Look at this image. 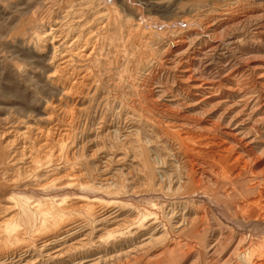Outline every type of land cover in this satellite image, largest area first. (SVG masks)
Instances as JSON below:
<instances>
[{"label":"rangeland","instance_id":"obj_1","mask_svg":"<svg viewBox=\"0 0 264 264\" xmlns=\"http://www.w3.org/2000/svg\"><path fill=\"white\" fill-rule=\"evenodd\" d=\"M43 1L0 0V254L8 255L11 251L20 253L25 248L28 250L31 248L30 254L23 256L22 263L32 261L36 258L33 255L38 254V248L40 249L45 239L43 237L47 233H58L60 234L57 236L59 242L56 240L48 246L47 252L44 253L45 257L43 256L44 260L47 259V253L59 248L61 243L65 245L89 235L88 244H91L82 250L84 253L78 254L65 264H130L131 262V264H154L153 262L161 253L172 248H177L179 251V258L175 264H252L251 262L264 252L262 248L264 247V222H248L246 215L249 211L245 212L246 215L243 211L237 212L235 205L245 200L256 199L260 190L264 195V100L258 98L257 94L260 89H264L260 87L264 86V0H101V4L96 5L97 8H94V4L87 3L86 6H92L91 10L89 9V15L101 10V13L105 14L104 22H108L105 33L94 38L97 43L101 41L102 44V50L98 56L99 64L97 62L95 71H92L95 77L93 76L91 80L94 87L90 94L97 89L98 95L94 104L88 101V96L75 95V97L64 98V95L60 93V87L52 84L48 77L54 70L48 64V56L52 52L50 46L41 48L36 43L35 33L32 36L35 31L44 32L45 28L47 30L50 28L48 20L46 21L48 14L54 15V21L63 22L60 29L67 32L70 21L76 18L80 0ZM96 3H98L97 0ZM229 5L242 7L241 16L246 15V20L243 17L240 19L241 23H232V25L216 22L220 18L218 12H222ZM186 20L192 22L186 25ZM138 21L151 22V32L154 30H156L154 32H160L161 38L169 33L187 32L188 35L181 48L176 50L169 49L166 42L159 43L160 45L153 42L151 56L147 58V61L145 60L148 64L143 68H135V61L132 62L133 56L130 55L128 59L131 71L129 72H133V77L127 84H121L118 75L122 69L120 64L125 59V54L124 41L119 38L118 33H120V26L124 27L126 44L131 43L128 45L131 47L129 50L136 52L138 47L135 44L133 46V43L137 38L132 37L130 30L137 27L135 23ZM182 21L183 23H180ZM207 21H210V24L215 22L205 33L206 35L197 32V24L207 23ZM169 22L171 25L167 24ZM71 34L70 37L77 35L76 32ZM210 34L213 35L212 38ZM179 61L184 62V65H191L188 66L192 70L196 68L197 74L202 78L219 83L216 91L219 94L208 103L202 104H196L192 101L194 100L192 97H185L179 86L181 85L180 70L175 69ZM172 70H176V75ZM249 72H251L250 75ZM228 85V88L246 87L245 93H248L242 98L248 97L247 103L237 97V94H229L226 89ZM80 97H82L81 100ZM72 100L74 103L71 104ZM74 104H76L75 107ZM89 105L92 106L88 108ZM81 107L90 110L88 111L90 120L74 121L75 123L68 124V120L63 119L64 111L62 110L72 108L74 112L80 113ZM102 112H107L103 122L100 115ZM51 113L53 117L50 116V118ZM57 118L58 120L53 123L54 127L58 126L56 132L63 134L65 129L69 128L70 135L64 136V141L56 142V147L54 145V150L50 151L51 154L44 151L45 149H38L36 145L46 137L44 135H42L44 138L37 137L33 142L34 149L31 156L40 151L41 155L33 159L32 163V159L28 157L30 156L28 149V153L19 159L23 142H31L29 138L23 139V134L35 136L38 129L44 133L51 126L52 120ZM215 123L219 124V130L208 131L207 129ZM204 133L210 136L209 139L211 138L212 141L215 140L211 135L215 133L224 136L230 142L234 141L233 143L237 145L230 151L231 155L247 149L251 159L246 161V171L236 182H221L225 185L218 186L216 183L215 185L206 183V179L201 178L197 173L190 172L191 164L187 163V158L195 159L196 162L210 155L205 158V161L209 162L215 155L211 153L196 155V152L192 151L187 152L189 155H185L183 151L187 150L186 147L204 149L200 144L203 142L205 144V140H199L197 143L196 139L181 138L187 134L202 137L205 136ZM28 145L27 143L26 146ZM83 145L82 154L75 155L73 158V151ZM215 148L217 146L213 149ZM67 154L70 160L66 158ZM67 161L70 163H66ZM72 161H75L74 164ZM241 163L242 160L238 164ZM238 164L235 169L239 167ZM214 166L216 169L215 164ZM28 168L38 172L31 174ZM26 169L28 172H24ZM73 174L75 175L72 177ZM191 176H193L192 180H190ZM162 178L172 179L171 186L168 187ZM72 179L75 184L68 186ZM161 182L162 184L159 185ZM178 184L181 189L177 188ZM194 189L198 191L197 195L193 197V200H187L186 193ZM80 197L82 200L79 199ZM84 198L86 203L90 202L89 205L93 206L87 215L81 213L76 207L85 202ZM170 203L178 207L176 211L179 213L173 218L170 217ZM23 208L38 209L49 218L52 216L59 218L61 215L60 225L57 224L59 227L50 225L51 228L47 229L51 232L40 228L38 229L41 232L37 228L30 230L21 216ZM59 209H63L64 214L58 212ZM66 210L71 211L66 212ZM14 213L18 215V219L15 218ZM200 214L204 215V218H197L198 222H204L203 229L208 226L210 233L206 241L207 249L203 252L198 246V229L187 233V230L182 228L183 222H180L183 218L194 219V215ZM130 217L132 219L120 229L121 231L113 235L106 233L117 225L118 220ZM69 222L74 223V231L62 233L63 229L60 227ZM43 230L47 233L44 234ZM24 234H26L25 237ZM127 234H130V237ZM162 234V239L151 241V236L156 238ZM224 236L225 238L228 236V243L221 252H215L214 249L219 243L218 238L223 240ZM251 236L256 242L249 246ZM23 241L24 243H21ZM190 241L193 242V248L186 247ZM15 243L18 244L15 245ZM144 244L147 247L142 246L143 249H138L130 257L126 255L127 258L123 257L125 251L137 249ZM252 247L261 252L259 254L258 251L256 253L253 250V252ZM229 256L233 259L228 258ZM12 258L13 256H10L7 261ZM227 259L230 261L228 262Z\"/></svg>","mask_w":264,"mask_h":264},{"label":"bare ground","instance_id":"obj_2","mask_svg":"<svg viewBox=\"0 0 264 264\" xmlns=\"http://www.w3.org/2000/svg\"><path fill=\"white\" fill-rule=\"evenodd\" d=\"M50 1V0H49ZM57 1V0H56ZM76 1V0H73V2ZM78 1V0H77ZM98 3H96V0H88L87 2L84 1V0H80L79 1V9H77V13L75 15L76 18L72 19L68 25V28L69 30L67 32H65L64 30L60 29L61 26H63V22L60 23L58 22V20H53L54 19V15L52 16L50 14H48V16L46 17V21L48 20L49 24L48 26H50V28H48V30L45 28L44 32H33V35L34 36V33H35V36H36V43L42 48V46H44L45 48L46 47H49L50 46V50H52L51 54H49L50 56H48V64L49 66H52L53 67V71L50 73V75L48 76L49 79H50V82L54 85L59 86L60 87V93L64 95V98L66 99V97L68 96H74L75 95H82V96H88L89 100L88 101H92L93 104L94 102L97 100V89H94L93 93H91V89H93L94 85H93V81L92 80V77L95 75H93L92 71L94 70L95 68V65L97 64L98 62V56H99V52L102 50V44H101V41H95V37L101 35L102 33H105L104 30L107 28V25H108V22H104L106 19H105V14L104 13H101L102 11L101 10H97L95 12H93L92 14H88V12L91 10L90 8H92V6H86L87 3H91V4H94V8H97V4H101V0H97ZM100 1V2H99ZM105 1V0H104ZM108 1V0H107ZM43 2H48V0H44ZM43 4V3H42ZM104 4V3H103ZM236 4V3H235ZM251 4V3H250ZM90 5V4H89ZM121 5V4H120ZM123 5V4H122ZM127 5V4H126ZM59 6V5H58ZM76 7V6H75ZM107 7V6H106ZM115 7V6H114ZM124 7V6H123ZM40 8V7H39ZM39 8H38V11H39ZM48 8V7H47ZM252 8V7H251ZM49 9V8H48ZM90 9V10H89ZM241 9L242 7L240 8L239 6L237 7L236 5L235 6H226L225 9H223L222 12H218L219 13V19H217L218 21L216 22H219L221 23L222 25L224 24H230L232 25V23H235V24H238V23H241L242 20H240L241 18L245 17V16H241ZM248 9V8H247ZM250 9V8H249ZM119 10V9H118ZM121 10V9H120ZM126 10V9H125ZM216 10V9H215ZM37 11V10H36ZM106 11V10H105ZM217 11H219L217 9ZM215 11V12H217ZM244 11V10H243ZM69 12V11H68ZM109 12V11H108ZM114 12V11H113ZM120 12V11H119ZM127 12V11H126ZM214 12V13H215ZM52 13V12H51ZM70 13V12H69ZM73 13V12H71ZM54 14V13H53ZM56 14V13H55ZM108 14V13H107ZM217 14V13H216ZM58 15V14H57ZM72 15V14H71ZM125 15V14H124ZM249 15V14H248ZM36 16V15H35ZM65 16H66V13H65ZM108 18V15H106ZM37 17V16H36ZM134 17V16H133ZM214 17V16H213ZM249 17V16H247ZM251 17V16H250ZM45 18V17H43ZM42 18V19H43ZM59 18V17H57ZM142 18V17H141ZM207 18V17H205ZM264 18V17H263ZM113 19V18H112ZM115 19V18H114ZM151 19V18H150ZM185 19V18H184ZM251 19V18H250ZM249 19V21H250ZM45 20V19H43ZM70 19H68L69 21ZM116 20V19H115ZM137 19H135L136 21ZM183 20V19H182ZM214 20V19H213ZM245 20H246V17H245ZM248 20V19H247ZM54 21V22H53ZM185 21V20H184ZM190 20H186V25L189 24ZM205 22V21H204ZM204 22H201V23H196L197 24V32H199L200 34H205L208 32L210 26H212V23L214 24V22H212L210 24V21H207V23H204ZM46 23V22H45ZM111 23V22H110ZM117 23V21H116ZM137 23V22H136ZM135 25H137L136 28L134 29H131L130 30V34H133L132 37H136L137 40L135 39L134 40V43H133V46L135 44V46L138 47L137 51L135 52L134 50H129V48H131L130 46L128 45H131L130 44H126L127 42L125 41V36H124V27L120 26V34L119 35V38H122L123 41H124V44H123V52L125 54V59L122 61V63L120 64V67L122 68L120 71H119V75H118V80L121 84H127L128 83V80L130 78L133 77V72H129L131 71V67L129 65V59L128 57L131 55L133 56V59H132V62L135 61V68H143L144 66H146V61H147V58H149L151 56V44L154 43H160V44H164V42L168 43V46H169V49H174L176 50L177 48H179L185 40V38L187 37L188 33L187 32H180L179 34L178 33H169L167 34L165 37L161 38V35H160V32H154L156 30H154L153 32H151V22L148 23V22H144V21H141ZM164 23V22H163ZM180 23H183L180 22ZM218 23V24H219ZM120 24L121 21H120ZM126 24V23H125ZM132 24V23H131ZM167 24H170L167 23ZM217 24V23H216ZM244 24H245V21H244ZM47 25V24H46ZM111 25V24H110ZM134 25V26H135ZM161 25V24H160ZM171 25V24H170ZM230 25V26H231ZM243 25V24H242ZM44 26V25H43ZM127 28H128V25H126ZM125 26V27H126ZM130 26V25H129ZM132 26V25H131ZM238 26V25H236ZM176 27V26H175ZM96 31H95V29ZM156 28V27H155ZM230 28V27H229ZM116 29V28H115ZM164 29V28H163ZM196 29V28H195ZM127 31V29H125ZM129 30V29H128ZM169 30V29H168ZM184 30V29H182ZM116 31V30H115ZM114 31V32H115ZM119 32V30H117ZM171 31V29H170ZM77 33V35L75 36H71L70 37V34L71 33ZM165 32V31H164ZM167 32V31H166ZM129 33V32H128ZM219 33V32H218ZM116 34V33H115ZM215 34V33H214ZM217 34V33H216ZM221 34V33H219ZM224 34V33H223ZM72 35V34H71ZM114 35V33H113ZM206 35V34H205ZM208 35V34H207ZM211 35V38H212V34ZM117 36V34H116ZM164 36V35H163ZM201 36V35H200ZM222 36V35H221ZM70 37V38H69ZM101 37V36H100ZM216 37V36H215ZM114 38V36L112 37ZM130 38V37H129ZM69 39H71V41L69 42ZM102 38H100L101 40ZM127 39V38H126ZM164 39V41L162 40ZM133 40V39H131ZM191 40V39H190ZM128 41V40H127ZM196 41V40H195ZM130 42V41H129ZM152 42V43H151ZM43 43V44H42ZM103 43V42H102ZM121 44V43H119ZM159 44V45H160ZM154 45V44H153ZM206 45V44H205ZM204 45V46H205ZM172 46L174 48H172ZM38 47V46H37ZM161 47V46H160ZM181 48V47H180ZM213 48V47H212ZM44 49V48H43ZM188 50V49H187ZM200 50V49H199ZM160 51V50H159ZM194 51V50H193ZM188 52V51H187ZM190 52V51H189ZM136 54V55H135ZM177 54V53H176ZM183 54V53H182ZM185 55V54H184ZM157 56V55H156ZM50 57V58H49ZM182 57V56H181ZM190 58V57H188ZM187 58V59H188ZM111 59V58H110ZM131 59V57H130ZM166 59V58H165ZM134 60V61H133ZM146 60V61H145ZM47 61V60H46ZM172 61V60H171ZM187 61V60H186ZM151 62V61H150ZM149 62V63H150ZM160 62V61H159ZM177 62V61H176ZM175 62V63H176ZM173 63V62H172ZM189 63V62H188ZM21 65V63H19ZM99 64V62H98ZM189 65V64H188ZM184 65V62L182 61H179L177 64H176V70H180V73L179 74V77H180V83L181 85L179 84L180 86V89L183 91V94L185 95V97H192L194 100L192 101H195L196 104H202L204 102L208 103V101L212 98H214L215 96H217L219 93H216L217 91V88H219V83L217 84L216 82H213V81H208L206 78H202L201 75L197 74L196 72V68L194 70H192L189 66L191 65ZM247 65V64H246ZM159 66V65H158ZM170 66V65H169ZM169 66H167V68H170ZM97 67V65H96ZM172 67V66H171ZM173 67H174V64H173ZM253 67V65H252ZM258 67V66H257ZM101 68V67H100ZM149 68V67H148ZM153 68V67H152ZM254 68V67H253ZM260 68V66L258 67ZM96 69V68H95ZM231 69V68H230ZM251 69V68H249ZM139 70V69H137ZM171 70V69H170ZM175 70V71H176ZM228 70V69H227ZM232 70V69H231ZM248 70V69H247ZM95 71V70H94ZM97 71V70H96ZM104 71V70H103ZM175 75H176V72L174 70H172ZM243 71V70H242ZM170 72V71H169ZM228 72V71H226ZM231 72V71H230ZM247 73V72H246ZM251 72H249V75H250ZM226 74V73H225ZM244 74V73H243ZM264 74V73H263ZM174 75V74H173ZM174 75V76H175ZM227 75V74H226ZM262 75V74H261ZM204 76V75H203ZM231 76V75H230ZM246 76V75H245ZM252 76V75H251ZM253 76H256V75H253ZM260 76V75H259ZM263 76V75H262ZM95 77V76H94ZM207 77V76H206ZM257 77V76H256ZM152 78V77H151ZM208 78V77H207ZM210 78V77H209ZM228 78H231V77H228ZM234 78V77H233ZM247 78V77H246ZM250 78V77H248ZM247 78V79H248ZM252 78V77H251ZM263 78V77H262ZM239 79V78H238ZM245 79V78H244ZM256 79V78H255ZM264 79V78H263ZM232 80V78H231ZM257 80V79H256ZM107 81V80H106ZM133 81V80H132ZM235 81V79L233 80ZM245 81V80H243ZM224 82V81H223ZM222 82V83H223ZM176 83V82H175ZM236 83V82H235ZM244 83V82H243ZM247 83V82H245ZM249 83V82H248ZM252 83V81H251ZM262 83V81H261ZM131 84V83H129ZM225 84V83H224ZM234 84V83H233ZM250 84V83H249ZM259 84V83H258ZM135 85V84H134ZM133 85V86H134ZM227 85V83H226ZM236 85V84H235ZM256 85V84H255ZM176 86V84H175ZM178 86V87H179ZM224 86V85H223ZM174 87V86H173ZM229 85L226 87L227 89V92H229V94H237V97H244L245 94V88L246 87H235V88H228ZM232 87V86H231ZM251 87V85H250ZM253 88L255 86H252ZM260 87H264V86H260ZM126 88V87H125ZM138 88V87H137ZM148 88V87H147ZM249 88V87H248ZM258 88V87H257ZM252 89V88H251ZM219 90V89H218ZM222 91V90H221ZM248 91V90H246ZM250 91V90H249ZM124 92V91H123ZM152 92V91H151ZM181 92V91H180ZM257 92V91H255ZM182 94V95H183ZM221 94V92H220ZM258 94V98H262L264 100V89L259 91ZM256 94V95H257ZM222 95V94H221ZM125 96V95H124ZM253 97V96H252ZM62 98V99H64ZM247 98L248 97H245V98H242V101L247 103ZM80 100L82 99V97L79 98ZM197 99V100H196ZM251 99V98H250ZM223 100V99H221ZM228 100V99H227ZM226 100V101H227ZM235 100V99H234ZM237 100V99H236ZM253 100V99H252ZM70 101V100H69ZM77 101V100H76ZM231 101V100H230ZM238 101L240 102L241 100H239L238 98ZM251 101V100H250ZM51 102V101H50ZM111 102V101H110ZM186 102V101H185ZM223 102V101H222ZM48 103V102H47ZM71 104L74 103V100H72L70 102ZM91 103V102H90ZM100 103V102H98ZM102 103V101H101ZM219 103V102H218ZM224 103V102H223ZM51 104V103H50ZM59 104V103H58ZM92 104V105H93ZM195 104V105H196ZM212 104V103H211ZM214 104V103H213ZM217 104V103H216ZM219 104H222V103H219ZM263 104V103H262ZM60 105V104H59ZM76 104H74V107H75ZM92 105H89L88 108ZM96 105V104H95ZM46 106V105H45ZM98 106V105H97ZM104 106L106 107V103L104 104ZM207 106V105H206ZM218 106V105H216ZM73 107V109H74ZM99 107V106H98ZM124 107V106H123ZM137 107V106H136ZM157 107V106H156ZM88 108H85V107H81L80 109V113H76L74 112L73 110L69 109V108H66L62 111H64L62 114H63V119L64 120H68V124L71 123V122H74V121H81V120H90L91 118L89 117V114L88 111ZM161 108V107H160ZM163 108V107H162ZM51 109V108H50ZM61 109V108H60ZM63 109V108H62ZM118 109V108H117ZM136 109V108H135ZM29 110V109H28ZM119 110V109H118ZM56 111V110H55ZM92 111V110H91ZM83 112V113H82ZM97 112V110H96ZM145 112V111H144ZM55 115V114H54ZM101 119L103 122L106 117H107V112H102L101 114ZM140 115V114H139ZM29 116V115H28ZM52 116L53 117V114L51 113L49 115V117ZM51 118V117H50ZM95 118V116L93 117ZM62 119V120H63ZM7 120V119H6ZM36 120V119H34ZM58 120L57 119H53L52 122L50 123L51 126L47 129V131H45L43 133L42 130L38 129L37 131V134H35V136H28V134L24 133L22 138L23 139H27L29 138L31 142H23V146L21 147L20 151H19V159L23 158L28 152L30 153V159H32V163L34 162L33 159H37V157L40 154V152L36 153V155L34 156H31L32 153H33V149H34V146H33V142L34 140L36 141V138L37 137H41L42 135H44L46 138L44 140H41L40 142H38L36 145H38V149H45L44 151L46 152H50L52 149L54 150V145L56 147V142L60 141H64L63 137L64 136H69L70 135V131H69V128L65 129L64 133L61 134V133H57L56 130L58 129L57 127H54L53 123ZM129 120V118H128ZM87 122V121H86ZM90 122V121H89ZM57 123V122H56ZM75 123V122H74ZM92 123V122H91ZM67 124V125H68ZM73 124V123H72ZM79 124V123H78ZM100 124V123H99ZM194 124V123H193ZM32 126V125H31ZM36 126V125H35ZM72 126V125H71ZM221 126V125H220ZM61 127V126H60ZM70 127V126H69ZM219 127V124L215 123V124H212V126H210V128L206 127V129L208 131H215L216 130H219L218 129ZM29 128V127H28ZM40 128V127H39ZM62 129V128H61ZM64 130V129H63ZM123 130V129H122ZM58 131V130H57ZM62 131V130H61ZM94 131V130H93ZM206 131V132H208ZM27 132V131H26ZM72 132V131H71ZM209 132V133H210ZM135 133V132H134ZM203 133V132H202ZM225 133V132H224ZM54 134H56L54 136ZM117 134V133H116ZM205 134V133H204ZM208 134V133H207ZM124 135V134H123ZM199 135V134H198ZM11 137V136H10ZM43 137V136H42ZM110 137V136H109ZM124 137V136H123ZM203 137V138H202ZM193 136L191 134H187L185 136H182L181 139L183 140H186V139H196L197 143L199 142V140H205V144L201 143L200 146L203 147L204 149H194V148H187V150L183 151V153L186 155H189L187 152L189 151H192V152H196V155L199 154V153H205V154H214L215 157H212V159L207 162L205 161V158H208V157H205V158H202L200 160H197L195 162V159H191V158H187V163L189 162V164H191L189 170L192 174H195L197 173V175H199L201 178L203 179H206L207 182L206 183H213L215 185L218 184V186H224L225 184H221V182L223 183H227L228 181L231 182V183H234L236 182L239 177L241 175H243L246 171V168H245V164L247 165L246 161L249 160L250 161V157H249V154L247 153V149H244L242 151H238L236 155H231L230 154V151L233 149V147L235 145H237L236 143H233L234 141L230 142L228 140H226V138L220 134H217L215 133L213 136L211 135L212 139L215 140V141H212L209 139L210 136ZM44 138V137H43ZM57 138V139H56ZM98 138V137H97ZM114 138V137H113ZM119 138V137H118ZM49 139H52L51 141H49ZM10 140V139H9ZM202 140V141H203ZM13 141H14V138H13ZM43 141V142H42ZM27 143L29 144L28 146ZM183 143V142H181ZM62 144V143H60ZM79 144V143H78ZM35 145V146H36ZM63 146V144H62ZM65 146V144H64ZM137 146V145H136ZM181 146V145H180ZM215 146H217V148L213 149ZM60 147V146H59ZM138 147V146H137ZM192 147V146H191ZM211 147L210 149L207 150V148ZM29 149V150H28ZM59 149V148H58ZM63 149V148H62ZM84 149V145L83 146H80L77 148L76 151H73V158L75 157V155H81L82 154V151ZM207 151H206V150ZM28 150V152H27ZM70 150V149H69ZM57 151V150H56ZM62 152H64L63 150H61ZM155 151V150H154ZM54 152V151H53ZM61 152V153H62ZM138 152V151H137ZM191 152V153H192ZM52 152H50L51 154ZM35 154V153H34ZM44 154H47L44 152ZM182 154V153H181ZM13 155V154H12ZM58 155V154H57ZM133 155V154H132ZM244 155L246 157H244ZM47 156V155H45ZM53 156V155H52ZM56 156V154H55ZM64 156V155H63ZM194 156V155H193ZM203 156V155H202ZM206 156V155H205ZM186 157V156H185ZM42 158V157H41ZM55 158V157H54ZM60 158V157H59ZM63 158V157H62ZM68 160H70V158L68 157V154H67V157H66ZM123 158V157H122ZM199 158V157H198ZM211 158V157H210ZM209 158V159H210ZM250 158V159H249ZM44 159V158H43ZM76 159V158H75ZM118 159V158H117ZM161 159V158H160ZM204 159V160H203ZM39 160V159H38ZM62 160V159H60ZM242 160V163L239 165V161ZM76 161V160H75ZM75 161H72V164H74ZM38 162V161H37ZM57 162V161H56ZM55 162V163H56ZM106 162V161H105ZM116 162V161H115ZM161 162V161H160ZM165 162V161H164ZM211 162V163H210ZM66 163H70V162H66ZM102 163V162H101ZM40 166H41V163H39ZM59 164V163H58ZM162 164V163H161ZM180 164V163H179ZM214 164L216 165V169H215V166ZM237 164L239 165V167L237 169H235V167L237 166ZM26 165V164H25ZM35 165V164H34ZM37 165V163H36ZM107 165V164H106ZM164 165V163H163ZM193 165H197L198 167H194ZM219 165V166H217ZM23 166V165H22ZM186 166V165H185ZM214 166V167H213ZM107 167V166H106ZM219 167V169H218ZM27 168V167H25ZM38 168V167H37ZM248 168V167H247ZM39 169V168H38ZM104 169V168H103ZM179 169V168H178ZM29 171H31V174L32 173H37L38 171L37 170H30L28 168ZM86 170V169H85ZM186 170V169H185ZM62 171V170H61ZM93 171V170H92ZM24 172H28L27 169L26 171ZM63 172V171H62ZM188 172V171H187ZM221 172V174H219ZM167 174V173H166ZM189 173H187L188 175ZM18 175V174H17ZM34 175V174H33ZM32 175V176H33ZM38 175V174H37ZM58 175V174H57ZM62 175V174H61ZM75 174L72 175V177L74 176ZM186 175V174H185ZM168 176V175H167ZM250 176V175H249ZM30 177V176H29ZM159 177V176H158ZM164 177V176H163ZM218 177H222V178H218ZM59 178V177H58ZM167 178V177H166ZM163 179L166 184L168 185V187L171 186V183H172V179L170 180V178L167 180V179ZM172 178V177H171ZM177 178V177H176ZM98 179V178H97ZM193 179V176H191V179ZM55 181V179H53ZM73 181H71L70 183H68V186H72L74 183V179H72ZM176 180V179H175ZM187 180V179H186ZM262 180V179H260ZM14 181V180H13ZM52 181V180H51ZM98 182V181H97ZM186 182V181H185ZM107 183V182H105ZM187 183V182H186ZM49 184V183H48ZM63 184V183H62ZM161 183H159V185H161ZM176 184V183H175ZM198 184V183H197ZM220 184V185H219ZM255 184V183H254ZM259 184V183H258ZM46 185V184H45ZM170 185V186H169ZM182 185V184H181ZM43 186V185H42ZM87 186V185H86ZM89 186V185H88ZM91 186V185H90ZM89 186V187H90ZM105 186V185H104ZM139 186V185H138ZM217 186V185H216ZM10 187V186H9ZM94 187V186H93ZM92 187V188H93ZM160 187V186H159ZM177 187V186H176ZM135 188V187H134ZM178 189H181L180 185L178 184ZM176 188V189H177ZM89 189V188H88ZM231 189V188H230ZM169 190V189H168ZM183 191V190H182ZM262 190H260L258 193V197H256V199L254 200H245V201H242L241 203H238L235 205V208H236V211L237 212H242L245 214L246 211H249L248 212V215L247 216V221L248 222H256V223H260V222H264V195L261 193ZM175 192V191H174ZM198 191L197 190H192L191 192L189 193H186L185 195V198H187V200H193V197L195 195H197ZM264 193V192H263ZM231 195V194H230ZM200 196V195H199ZM82 197H80L79 199H81ZM150 198V197H149ZM52 199V198H50ZM49 199V200H50ZM186 200V201H187ZM44 201V200H43ZM46 201V200H45ZM85 201V198L84 200ZM185 201V202H186ZM36 202V201H35ZM42 202V201H41ZM48 202V201H47ZM52 202V200H51ZM54 202V200H53ZM94 202V201H93ZM28 203V202H27ZM34 203V202H33ZM32 203V204H33ZM44 203V202H43ZM163 203V202H162ZM174 203V202H173ZM25 204V203H24ZM35 204V203H34ZM46 204V203H45ZM90 202L86 203L83 202L81 204H79V206H76L78 208V210L83 213V214H88L89 213V210L91 208V206L89 205ZM175 204V203H174ZM63 205V204H62ZM72 205V204H71ZM75 205V204H74ZM4 206V205H3ZM46 206V205H45ZM64 206V205H63ZM68 206V205H67ZM102 206V205H101ZM170 207V211H171V218H173L174 216H176L177 211L176 209L178 208L177 206L173 205V204H169ZM8 207H12V206H8ZM40 207V206H39ZM59 207V206H58ZM73 207V206H72ZM32 208V207H31ZM30 208V209H31ZM36 208V207H35ZM44 208V207H43ZM46 208V207H45ZM60 208V207H59ZM62 208V207H61ZM69 209H71L70 207H68ZM93 208V206H92ZM116 208V207H115ZM28 208H23V213L21 214L22 216V219L23 221L29 225V228L30 230H35V228H40V229H47L48 227L51 228L52 225L56 226L57 224H59V221L61 220L60 217H62L61 215H59V218H57L56 216H52V217H48V216H45L43 214V212H39L38 209H33V210H30ZM113 209V208H112ZM183 209V208H182ZM77 210V209H75ZM92 210V209H91ZM5 211V210H4ZM44 211V210H43ZM58 212L60 213H63L62 211H64L63 209H59L57 210ZM71 210H66V212H70ZM182 211V210H181ZM180 211V212H181ZM232 211L234 212V210L232 209ZM235 211V212H236ZM48 212V210H47ZM141 212V211H140ZM188 212V211H187ZM236 212V213H237ZM169 213V212H168ZM234 214L235 217L237 218V214ZM15 214V213H14ZM18 214V212H17ZM64 214V213H63ZM181 214V213H180ZM206 214V213H205ZM1 215V214H0ZM16 215V214H15ZM13 215V216H15ZM106 215V214H105ZM18 215H16L15 218L18 219L17 217ZM20 216V215H19ZM108 216H111V215H108ZM113 216V215H112ZM167 216V215H166ZM10 217V216H9ZM194 219H191L190 218H183V221H180L181 223L183 222V227L184 230H187L186 232L187 233H191V232H194L195 230L198 229V246L201 248V251L203 252L205 249H207V244H206V241H207V238H209L210 236V233L208 231V226L203 229L202 226H204V222H198L199 219H202L204 218V215L200 214V215H194ZM65 218H67L65 216ZM69 218V217H68ZM71 218V217H70ZM102 218V217H101ZM108 218V217H107ZM127 218V217H126ZM180 218V217H179ZM199 218V219H197ZM132 218H128V219H125V218H122L120 219V221L118 220L117 222V225L112 229L110 228V230H105L107 234L109 235H113L114 233H116L117 231H119L120 229H122L123 226H126V223L129 222ZM8 220V219H6ZM11 220V219H10ZM14 220V219H13ZM71 220V219H70ZM73 220V219H72ZM154 220V219H153ZM64 221V220H62ZM74 221V220H73ZM84 221V220H83ZM5 222V221H4ZM133 222V221H132ZM6 223V222H5ZM14 223V222H13ZM134 223V222H133ZM39 224V225H38ZM78 224V223H77ZM76 224V225H77ZM129 224V223H128ZM262 224V223H261ZM51 225V226H50ZM60 225V224H59ZM134 225V224H133ZM146 225V224H145ZM148 225V224H147ZM152 225V224H151ZM264 225V224H263ZM58 226V225H57ZM74 223L73 222H69V223H65L64 225L62 224V227H60V229H63L62 230V233H66V232H69V231H74ZM79 226V225H78ZM95 226V225H94ZM182 226V225H181ZM59 227V226H58ZM57 227V228H58ZM81 227V226H80ZM129 227V226H128ZM127 227V228H128ZM53 228V227H52ZM36 229V230H37ZM56 229V228H55ZM54 229V230H55ZM59 229V228H58ZM133 229V228H132ZM39 230V229H38ZM48 230V229H47ZM135 230V229H134ZM40 231V230H39ZM46 231V230H45ZM49 231V230H48ZM76 231V230H75ZM77 231H79L77 229ZM121 231V230H120ZM127 231V230H126ZM41 232V231H40ZM44 232V230H43ZM51 232V231H49ZM54 232V231H53ZM135 232H137L135 230ZM134 232V233H135ZM202 232V233H201ZM36 233V232H35ZM47 233V232H44V234ZM74 232H72L73 234ZM127 233V232H126ZM125 233V234H126ZM88 234V233H87ZM90 234V233H89ZM122 234V233H121ZM252 234V233H251ZM26 234H24V237H25ZM60 234L58 233H47V235H45L43 238L44 241H42V244L40 246V249L38 248V254L35 253L33 256H35L36 258L32 261H26L25 263H22V259H23V256L24 255H28V253L30 254V250L28 249H24V250H21L20 253H18V251H11L10 253H8V255H1L0 254V264H51V263H56V264H65V263H68L66 261H69L70 259H74L78 254H83L86 246L90 245L91 243L88 244V236H85V237H81V238H77V240L75 241H72V242H68V244H65L63 245L61 243V246L57 249H53L50 253H47V259L44 260L43 259V256H44V253L47 252V248L50 244L54 243V241L58 240L57 236H59ZM66 235V234H64ZM68 235V233H67ZM129 235L130 237V234H127ZM229 235V234H228ZM232 235V234H231ZM37 236V235H36ZM53 237V238H50V237ZM101 236V235H100ZM250 236V235H249ZM254 236V235H253ZM40 237V238H41ZM63 237V236H62ZM123 237V236H122ZM33 238V237H32ZM42 238V239H43ZM66 238V236H65ZM68 238V237H67ZM101 238V237H100ZM121 238V237H120ZM163 238V234L162 235H159L158 237H153L151 236V241L153 240H160ZM243 238V237H242ZM245 238V237H244ZM39 239V238H37ZM123 239V238H122ZM136 239V238H135ZM213 239V238H212ZM257 239V238H256ZM16 240V239H14ZM29 240V239H28ZM34 240V239H33ZM32 240V241H33ZM64 240V239H63ZM70 240V239H69ZM258 240V239H257ZM11 241V239L9 240ZM27 241V240H26ZM31 241V240H29ZM27 241V242H29ZM61 241V239H60ZM91 241V240H90ZM124 241V240H123ZM229 239H228V236L225 238V236L223 237V240H219L218 238V245L215 247L216 249L215 252H221L223 250V248L226 246V244L228 243ZM59 242V240H58ZM133 242V241H132ZM256 241L254 240V238H252L251 236V240L249 243V246L252 245L253 243H255ZM9 243V242H8ZM21 243H24L21 242ZM21 243H20V246H21ZM32 243V242H31ZM40 243V242H39ZM39 243H36V244H39ZM57 243V242H56ZM67 243V242H66ZM151 243V242H150ZM240 243V242H239ZM12 244V243H11ZM18 244V243H15V245ZM29 244V243H28ZM147 244V243H146ZM146 244L144 245H141L139 248L137 249H132L128 252H124V256L123 257H130L132 253L138 251V249H140L142 246L145 247ZM193 242L190 241L186 244V247L188 248H193ZM217 244V243H216ZM26 245V244H25ZM32 245V244H31ZM30 245V246H31ZM34 245V244H33ZM32 245V246H33ZM13 246V244H12ZM23 246V244H22ZM31 246V247H32ZM132 246V245H131ZM255 246V245H253ZM25 247V246H24ZM28 247V246H27ZM121 247V246H120ZM147 247V246H146ZM171 247V246H170ZM245 247V246H244ZM256 247V246H255ZM17 248V247H16ZM23 248V247H21ZM36 248V246H35ZM55 248V247H54ZM249 248V247H247ZM259 248H261V246H259ZM264 249V247H262ZM261 248V249H262ZM8 249V248H7ZM15 249V248H14ZM20 249V248H19ZM143 249V248H141ZM236 249V248H235ZM239 249V248H238ZM246 249V248H245ZM8 250H11L10 248ZM7 250V251H8ZM35 250V249H34ZM243 250V249H242ZM241 250V251H242ZM250 250V249H249ZM252 251H256L255 248L252 247L251 249ZM250 250V251H251ZM6 251V252H7ZM240 251V249H239ZM246 251V250H244ZM253 251V252H254ZM258 251V254L261 252V250H257ZM256 251V253H257ZM1 252V251H0ZM178 249L177 248H172V249H166L163 253L160 254V256H158L155 261L153 262L154 264H175V262L177 261V259L179 258L178 256ZM253 252L252 255H253ZM5 253V252H4ZM210 253V252H209ZM3 254V253H2ZM116 254V253H115ZM155 254V253H154ZM195 254V252L193 253ZM222 255V253H220ZM86 255V254H85ZM119 255V254H118ZM126 255V256H125ZM136 255V253H135ZM134 255V256H135ZM138 255V254H137ZM209 255V254H208ZM251 255V254H250ZM251 255V257H252ZM256 255V254H255ZM10 256H13V258L17 257V259H14L13 258L9 261H7V259H9ZM121 256V255H119ZM133 256V255H132ZM231 256V255H230ZM228 257V258H232V257ZM45 257V256H44ZM126 257V258H127ZM139 257V256H138ZM212 257V256H211ZM250 257V256H249ZM250 257V258H251ZM136 258V257H135ZM257 259L253 262H251L252 264H264V252H262L261 254H259L257 257ZM30 259V258H29ZM79 259V258H78ZM233 259V258H232ZM252 259V258H251ZM116 260V259H115ZM130 260V259H129ZM134 260V259H133ZM139 260V258H138ZM225 260V259H224ZM85 261V260H84ZM137 261V260H135ZM227 261L229 262L230 260L227 259ZM72 262V261H70ZM118 262V261H117ZM127 262V260H126ZM131 262V261H130ZM142 261H140L141 263ZM195 262V261H194ZM233 262V261H232ZM132 263V262H131ZM130 263V264H131ZM152 263V262H151ZM250 263V262H249ZM75 264V263H74ZM97 264V263H96ZM194 264V263H192ZM234 264V263H233ZM240 264V263H239Z\"/></svg>","mask_w":264,"mask_h":264}]
</instances>
